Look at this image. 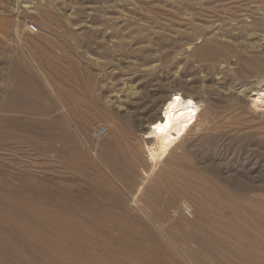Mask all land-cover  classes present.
<instances>
[{
    "label": "rangeland",
    "instance_id": "1",
    "mask_svg": "<svg viewBox=\"0 0 264 264\" xmlns=\"http://www.w3.org/2000/svg\"><path fill=\"white\" fill-rule=\"evenodd\" d=\"M13 69L30 98L0 111V264H264V108L250 99L264 90V0H0L3 101ZM150 79L203 108L173 175L138 197L152 221L132 201L149 122L128 98ZM110 124L112 139L97 134Z\"/></svg>",
    "mask_w": 264,
    "mask_h": 264
},
{
    "label": "bare ground",
    "instance_id": "2",
    "mask_svg": "<svg viewBox=\"0 0 264 264\" xmlns=\"http://www.w3.org/2000/svg\"><path fill=\"white\" fill-rule=\"evenodd\" d=\"M15 21L16 24L14 29L15 30L14 35L18 43L23 46L24 40L21 37L19 30L20 27L19 19L17 18V20ZM10 79L12 82H14V88L10 92L8 99L6 101L0 99V111L8 110L10 112V110L13 109L18 110L19 108L23 110L24 109L23 106L25 105L26 102H28L30 98L29 97L30 94L28 93L29 87L27 85V80L17 69H13L11 71ZM262 81H260L258 84H261ZM45 82L47 84V87L49 89H52L51 84L47 80ZM178 93L179 92H173V91L165 93L164 85L162 84L161 79H150L146 81L145 86L141 92L132 91L131 94L128 96V98H130L129 105L131 106V110H134L132 112V117L135 118L136 121L148 120L149 122L148 128H142V132L140 134V137L137 139V143H136L137 152L140 154L141 160L148 164V170L143 171L144 177L141 180V183L138 187L136 194L132 198L133 203L138 207V209H140L138 197L141 194V192L146 189L149 181L154 176H157V178L161 179V177L163 176L168 177L173 175L172 172L174 170L173 169L174 165L172 163L170 164L169 161L171 160V158L172 159L176 158L177 149L183 146L185 141L193 133V131L199 124V119L203 112L201 102H197L196 100H194L191 94L186 95L184 93L181 96ZM188 95H191V97ZM39 96L41 97V95H38V97ZM250 99H251V104L255 109L261 110L264 108V90L259 89L254 91V93L250 95ZM37 101L35 102L37 103ZM119 101H121V96L117 94L116 102ZM113 119L114 122L116 123L119 122L118 118L114 117ZM14 122L15 123L19 122V120L14 118V119H9L8 121V123H12V124ZM22 123L24 124V122ZM48 124L49 126H47V128L50 127L49 129L51 131L50 134L52 136H55L58 129L57 128L58 123L56 121H50L48 122ZM61 128L63 130L59 132H62V136L65 137L66 134H68L66 132L67 130L64 129L65 128L64 126ZM112 129H113L112 124H110L109 126L104 125L102 128L99 129V134L112 139L113 136H115V130L113 133ZM55 138H57V136H55ZM105 146H104V151H102L101 153L102 161L104 163L115 164L116 160L118 159V155L115 153L114 150H112L113 148L111 147L107 148L109 147L108 145ZM163 164H166V166L168 165L166 170L164 171L162 170L160 173H158L160 167ZM128 174L131 177V179L133 178V176H135L133 170H130ZM149 191L158 194L160 191V187L158 185L153 184L149 188ZM153 199L154 197L152 198V200ZM185 206L188 207L187 204H185ZM227 207L232 211L238 210L237 207H235L234 205L232 206V208H230L227 204ZM140 210L150 221H152V219L149 216H147L146 212L143 209ZM189 210L191 211V209ZM203 212L206 214L205 210H203ZM260 212L263 213V211ZM186 217L192 219L193 222L199 223L198 222L200 220L199 215H194L192 211H191V215L190 216L186 215ZM197 231H202V230H197ZM188 238L190 241H193L196 244H198L199 247H201V250L203 251L201 252L204 254V256H206V250L211 244L209 236L202 232H198V233L196 232L194 234H189Z\"/></svg>",
    "mask_w": 264,
    "mask_h": 264
},
{
    "label": "built area",
    "instance_id": "3",
    "mask_svg": "<svg viewBox=\"0 0 264 264\" xmlns=\"http://www.w3.org/2000/svg\"><path fill=\"white\" fill-rule=\"evenodd\" d=\"M28 30H29V32H31L32 34H36V33H38V27L36 26V25H34V24H30V25H28ZM97 134L98 135H101V134H99V130H98V132H97ZM185 214H187V216H190L191 215V211L188 209V210H185Z\"/></svg>",
    "mask_w": 264,
    "mask_h": 264
}]
</instances>
